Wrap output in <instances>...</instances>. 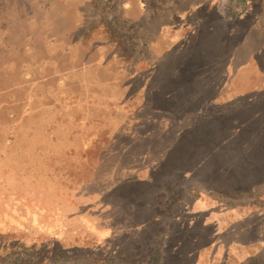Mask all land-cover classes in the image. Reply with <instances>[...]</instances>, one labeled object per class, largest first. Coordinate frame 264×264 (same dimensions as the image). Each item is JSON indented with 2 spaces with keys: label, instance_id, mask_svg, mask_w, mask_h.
<instances>
[{
  "label": "rangeland",
  "instance_id": "374dc122",
  "mask_svg": "<svg viewBox=\"0 0 264 264\" xmlns=\"http://www.w3.org/2000/svg\"><path fill=\"white\" fill-rule=\"evenodd\" d=\"M262 107L264 0H0V264H264Z\"/></svg>",
  "mask_w": 264,
  "mask_h": 264
},
{
  "label": "trees",
  "instance_id": "16d2710c",
  "mask_svg": "<svg viewBox=\"0 0 264 264\" xmlns=\"http://www.w3.org/2000/svg\"><path fill=\"white\" fill-rule=\"evenodd\" d=\"M254 118H257V120H261L262 121V125L260 126L259 129L256 128V130L254 129V127L252 128V126H248V125H255L252 124L251 122H246V124L240 128V130L237 127L240 119V114L239 115H229L230 118L233 119V121L237 122L233 127H232V136H238L239 133H243L244 136L239 139V143L245 144V146L241 145V147H239L238 151L233 154H229L227 155V152L223 153V156H219L217 155V158L219 159L220 162L224 163L226 165L225 167V171H228L226 173L227 175H230V178L233 177V179H235V174L233 173H240L243 175H252V177H255V175L260 174L263 170H264V107L260 108V110H257L255 114H253ZM247 126V127H246ZM203 130H200L199 132H201L202 134L206 135L205 129L202 128ZM241 131V132H240ZM208 136V135H207ZM223 137V135H222ZM227 141V140H226ZM203 142H207V141H203ZM202 142V144H203ZM224 142V141H223ZM229 145V144H228ZM235 144H231V146L234 147ZM228 147V146H227ZM237 148V147H236ZM225 149L223 148V151ZM199 157H197V155L193 156V155H186L185 160L180 159L179 161L180 163L174 164L177 166V169L175 171H186L188 169H190L192 167V161L195 160L199 161L198 159ZM165 157H161L159 160V163L153 168L152 171H161V173L164 176H169L171 174V170L167 169L166 166H164V161H165ZM177 163V162H175ZM201 165H205L207 166V170H210V173L215 172V170H213V168L215 166H218L216 159L215 160H210L207 159V157H201L200 163ZM206 172L207 176L210 177V173ZM175 172H173L174 175ZM233 174V175H232ZM152 175H155L152 174ZM154 177V176H153ZM114 180V179H113ZM153 181H155V177L152 179ZM114 183V182H113ZM129 181H127V183H125V188H128ZM117 184H119L118 186L122 185V181H118ZM227 189H229L227 187ZM141 190L143 191V193H141L140 196V201L143 199V196H145V194L147 193L148 188L147 187H142ZM137 192H141V191H137ZM136 206L134 208L137 207V204H135ZM138 223V222H137ZM143 222H140L138 224H142ZM147 225L144 227L142 226V228H137L138 229V233H141L142 231H146ZM129 230H131V227L128 228ZM136 229V230H137ZM136 230H134V232H136ZM116 232H114L113 235H110L109 238H107L106 240H97V242H99L97 244L98 248V252H97V259L100 262H106V264H113V260L115 258V252L113 247H109L112 246V243L114 244V238H115Z\"/></svg>",
  "mask_w": 264,
  "mask_h": 264
},
{
  "label": "crops",
  "instance_id": "0c3cea01",
  "mask_svg": "<svg viewBox=\"0 0 264 264\" xmlns=\"http://www.w3.org/2000/svg\"><path fill=\"white\" fill-rule=\"evenodd\" d=\"M110 235H113V232H105V233H102L100 236H96V239L97 240H106L107 238L110 237Z\"/></svg>",
  "mask_w": 264,
  "mask_h": 264
}]
</instances>
